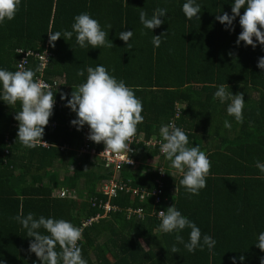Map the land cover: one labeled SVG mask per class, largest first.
<instances>
[{
    "label": "trees",
    "instance_id": "16d2710c",
    "mask_svg": "<svg viewBox=\"0 0 264 264\" xmlns=\"http://www.w3.org/2000/svg\"><path fill=\"white\" fill-rule=\"evenodd\" d=\"M185 2L21 0L15 18L0 23V69L19 70L24 56L19 50L49 51L44 75L50 83L60 82L53 94L62 103L61 108L53 109L45 127L43 140L47 144L27 148L17 139L19 122L14 116L21 110L20 102L8 105L0 99V261L41 264L35 253L29 252L32 238L27 237V230L12 219L17 215L33 213L35 218L64 219L82 227L103 213L91 200H107L97 188L114 176L113 167L100 155L105 145L91 141L89 153L81 152L87 125L78 131L71 124L76 113L60 98L64 93L70 99L72 88L86 82L88 67L103 65L142 101L144 119L137 125L136 136L144 134L150 142L161 137L160 127L175 118L176 104H180L177 127L188 136L189 147L199 145L206 153L211 169L206 187L192 195L179 186L182 174L171 167L159 143L135 145V159L140 164L125 165L118 178L142 189L146 197L142 200L120 193L112 200L119 211L83 228L79 247L87 264H233V258L235 264H260L264 251L255 244L264 232V173L256 163H264V69L257 64L264 57V45L255 37V48L243 41L237 45L242 31L239 17L233 22L234 31L216 20L223 12L232 14L234 0H196L201 6L200 19L191 20L182 11ZM157 8L167 9L161 18L164 23L153 30L145 28L140 11L151 17ZM243 12L242 8L241 15ZM81 13L100 23L113 47L81 48L75 33L67 41L61 37L54 47L49 44V32L72 31L74 17ZM124 30L133 31L130 47L118 37ZM161 33L166 35L161 37L160 46L154 47L153 36ZM27 61L25 69L41 66L33 56ZM79 70H84L83 76L77 75ZM222 84L234 95L243 93L242 123L228 115V102L214 97ZM225 120L230 122V129L225 128ZM156 157L158 164L152 169L148 161ZM157 180L164 185L159 203L153 195ZM176 186L179 191L175 192ZM63 189L69 197L60 196ZM239 194L241 197L236 198ZM173 203L202 235L215 239L211 252L205 246L190 253L176 242V232L160 230L158 212ZM129 207L143 209L144 219L128 216ZM252 224H256L255 235L248 229ZM39 231L48 234L43 228ZM189 233L186 228L179 234L187 242ZM174 244L178 253L172 252ZM56 250L60 251L59 245ZM240 256L245 259L241 261Z\"/></svg>",
    "mask_w": 264,
    "mask_h": 264
},
{
    "label": "clouds",
    "instance_id": "9594fccd",
    "mask_svg": "<svg viewBox=\"0 0 264 264\" xmlns=\"http://www.w3.org/2000/svg\"><path fill=\"white\" fill-rule=\"evenodd\" d=\"M20 5L21 0H0V23L14 19ZM242 8L244 12L241 15ZM182 11L189 20L193 17L200 19L201 6L196 3V0H186L182 5ZM231 13V15L228 12L218 14L216 20L225 25L226 30L234 31L233 22L239 17L242 31L236 41L237 45L243 41L245 45L255 48L257 44L253 37L260 45H264V0H234ZM166 14V8L155 9L151 17L142 10L139 13V19L145 28L153 30L164 23L161 18ZM74 33L76 42L81 48L88 45L92 48L114 46L108 38V33L102 30L100 23L88 13H81L74 17L72 31L49 32V44L54 47L55 42L61 37L67 41L73 37ZM166 33L153 36L154 47L160 46L161 37ZM132 36L133 31L129 30L118 34L119 39L129 47L128 42ZM42 67L43 65L35 70L25 69L21 63L19 70L14 72L0 69V99L8 105L20 102L21 110L16 111L14 116V119L19 122L17 139L27 148L47 144L43 136L49 118L53 114L55 97L51 87L41 80L34 79ZM257 67L264 69V57L258 59ZM87 73L86 82L77 85L75 89L72 88L70 99L68 94L64 93L60 97L61 100H67L65 106L76 113V119L72 120L71 124L76 126L78 131L88 125L90 132L87 138L97 144L103 142L105 145L103 152L127 151L129 153L131 149L128 141L136 134L137 125L144 119L141 115L142 101L131 87L127 86L123 80L118 81L111 76L103 65H97L95 68L88 67ZM77 75L83 76L84 70H79ZM214 97L221 103L228 102V115L233 116L237 122H243L245 105L243 93L234 95L222 84L214 93ZM224 126L231 128L227 120ZM160 135L162 137L160 152L171 162V167L182 174L179 186L184 187L186 192L192 195H198L200 190L206 187V178L211 169V162L206 153L200 149L199 145L189 147L188 136L174 122L162 125ZM129 163L132 161L129 160ZM256 167L264 173V163L257 161ZM176 191H179L178 186L175 187ZM158 215L161 219L160 230L164 233L176 232V242L183 244L188 252L194 253L197 248L203 250L205 246L210 252L214 249L215 239L207 234L202 235L201 229L182 215L174 203L166 210L159 211ZM12 219L18 221L27 230V237L32 238L29 252L35 253L41 264H87L78 246V241L82 238V227H77L64 219L44 216L35 218L33 213H28L27 216L17 215ZM41 228L48 234H42L39 231ZM186 228L190 229L187 242L179 234ZM57 245L60 251L56 250ZM141 245H143L142 242ZM255 246L264 251V232L259 234ZM172 252H179L175 244L172 246ZM239 259L243 261L245 257L240 256ZM0 264H6V262L0 261ZM233 264H235V258H233ZM260 264H264V257H261Z\"/></svg>",
    "mask_w": 264,
    "mask_h": 264
},
{
    "label": "built area",
    "instance_id": "2783aa9c",
    "mask_svg": "<svg viewBox=\"0 0 264 264\" xmlns=\"http://www.w3.org/2000/svg\"><path fill=\"white\" fill-rule=\"evenodd\" d=\"M19 53L24 54V56H23L22 60L18 63V69L20 68L21 63H23V67L26 68V65L28 64V61H27L28 57L33 56L35 59L37 58L39 60L40 65H43L37 79L41 80L45 84L49 85L51 87L52 91L59 88V86H60L59 81L55 80L52 83H50L49 81L46 80L45 75H44V70L46 69L47 65L50 62L51 54L49 51H44L42 53H39V52L35 53L32 51L25 52L23 50H19ZM61 82H63V81H61ZM176 106H177V112H176L175 118H173L170 122H174L175 125L177 126L176 119H178L180 117L181 105L176 104ZM61 107H62V103L58 100H55L53 109H57V108H61ZM52 126H55V124H53ZM85 131H86V137H85L86 144L81 148V152L89 153L91 140H89L87 138L89 135V132H90L88 125L86 126ZM7 140L10 142V139H7ZM141 141L142 140H139V139H136L135 137H132L130 139V141H128V143L130 144L129 147L131 149V151L129 153L127 151H122L121 153L103 152L105 150L104 149L100 155L103 158V160L106 161L107 166L113 167V169L116 171H120L124 168L125 165H127L129 163V160L132 161V163H129V164H131V165L136 164V162L134 161L133 156H132V154L134 152L132 145L133 144H139ZM152 141H154V142H150V140L146 141V144L147 145H152V144L156 145L157 143L160 144L162 141V137L157 138V139H153ZM43 145L45 146L46 144H43ZM63 149H64V147H62V150ZM162 175H163V173H162ZM157 184H158V188L153 191V195L156 196V202L159 203L161 201V196L164 193V188H163L164 185L161 182V180H157ZM99 188H100L99 192L104 194L105 196H107L109 199L116 198L120 192L132 193L133 196H135V197L140 196L141 199H144L146 197L145 192H143L142 189L132 188L128 184L116 180V178H111L109 180L103 181L101 183V185L99 186ZM60 196L65 198V197H69L70 195H69L67 190H62ZM91 202H92L93 207L100 209L103 213H98L95 217H92V218L88 219L87 221H85L82 225V228L90 226L93 222L99 221V219L105 217L106 215L110 214L111 212H117L120 210L119 207L113 205L112 203H110V201L98 200V198H94L91 200ZM128 213L130 216L136 215L140 219L143 218V215H142L143 210L142 209L129 208ZM80 240L78 241V246H79Z\"/></svg>",
    "mask_w": 264,
    "mask_h": 264
},
{
    "label": "crops",
    "instance_id": "0c3cea01",
    "mask_svg": "<svg viewBox=\"0 0 264 264\" xmlns=\"http://www.w3.org/2000/svg\"><path fill=\"white\" fill-rule=\"evenodd\" d=\"M63 81V80H62ZM133 137H135L136 139H139V140H142L140 143H142V144H144V143H146V141H148V140H145L146 138H145V136H144V134H139L138 136H136V135H134ZM158 138H160V137H158ZM139 143V144H140ZM135 145H137V144H133L132 145V148H133V150H134V152H133V154H132V156H133V159H134V161L136 162V164H135V166L136 165H139L140 164V162L138 161V160H136L135 159V156L138 154L137 152H136V149L134 148V146ZM163 155V154H162ZM149 163H150V167L153 169V168H155V166L158 164V158L156 157V158H153V159H151V160H149L148 161ZM134 170H136L135 168H134ZM113 173H114V176L112 177V178H116V180H118V181H120V182H124V183H126V184H128L129 186H131L132 187V185H131V183H130V181H124L123 179H121V178H118V176H119V173H118V171H116V170H114L113 169ZM132 188H134V187H132ZM99 187L97 188V190L99 191ZM140 189V188H139ZM63 190H67V189H63ZM120 193H125V194H130L132 197H135V196H133L132 195V193H127V192H120ZM119 193V194H120ZM241 193V192H240ZM100 194H102V193H100ZM119 194H118V196H119ZM102 195H104V194H102ZM105 196V195H104ZM117 196V197H118ZM106 198H107V200H105V201H110V203H112V200L114 199V198H112V199H109L107 196H105ZM116 197V198H117ZM241 197V194H239V196H236V198H240ZM143 200V199H142ZM116 206V205H115ZM118 207V206H117ZM130 208V207H129ZM128 208V209H129ZM128 209H127V212H128ZM143 210V209H142ZM144 211V210H143ZM252 214L254 213V210L251 212ZM128 216H130L129 215V213H128ZM132 217V216H131ZM142 219H144V217L142 218ZM253 225V228L251 227V225H250V227L248 228V229H250L251 230V234L252 235H255V233H257V229H256V224H252Z\"/></svg>",
    "mask_w": 264,
    "mask_h": 264
},
{
    "label": "rangeland",
    "instance_id": "374dc122",
    "mask_svg": "<svg viewBox=\"0 0 264 264\" xmlns=\"http://www.w3.org/2000/svg\"><path fill=\"white\" fill-rule=\"evenodd\" d=\"M61 194V193H60ZM70 195V194H69Z\"/></svg>",
    "mask_w": 264,
    "mask_h": 264
}]
</instances>
